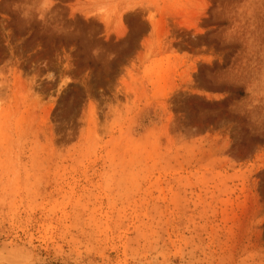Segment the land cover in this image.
Wrapping results in <instances>:
<instances>
[{
    "label": "rangeland",
    "instance_id": "rangeland-1",
    "mask_svg": "<svg viewBox=\"0 0 264 264\" xmlns=\"http://www.w3.org/2000/svg\"><path fill=\"white\" fill-rule=\"evenodd\" d=\"M0 264H264V0H0Z\"/></svg>",
    "mask_w": 264,
    "mask_h": 264
}]
</instances>
